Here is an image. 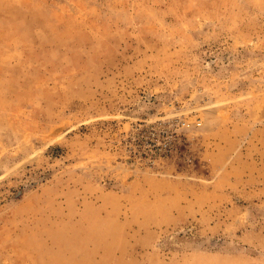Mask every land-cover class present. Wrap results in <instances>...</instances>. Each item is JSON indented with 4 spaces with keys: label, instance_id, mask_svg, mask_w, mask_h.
<instances>
[{
    "label": "rangeland",
    "instance_id": "rangeland-1",
    "mask_svg": "<svg viewBox=\"0 0 264 264\" xmlns=\"http://www.w3.org/2000/svg\"><path fill=\"white\" fill-rule=\"evenodd\" d=\"M0 264H264V0H0Z\"/></svg>",
    "mask_w": 264,
    "mask_h": 264
}]
</instances>
